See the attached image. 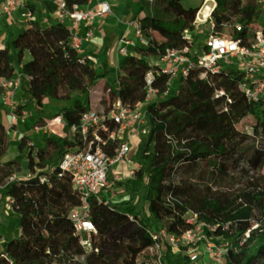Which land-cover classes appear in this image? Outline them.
I'll return each instance as SVG.
<instances>
[{
    "label": "trees",
    "instance_id": "1",
    "mask_svg": "<svg viewBox=\"0 0 264 264\" xmlns=\"http://www.w3.org/2000/svg\"><path fill=\"white\" fill-rule=\"evenodd\" d=\"M88 1L65 0L69 9ZM214 1L219 35L248 37L263 15L259 0ZM201 3L152 0L150 7H142L138 18L148 44L123 58L117 88L106 79L107 65L98 72L90 57L69 44V28L59 22L44 26L30 20L10 46H0V75L10 76L18 62L27 77L26 96L38 107L46 98L71 101L55 111L68 126L78 121L86 107L81 96L96 83L101 90L96 107L107 109L114 97L135 106L146 97V73L157 68L155 61L167 48L182 44L184 30L194 29ZM27 52L31 57L25 60ZM242 77L233 65L215 73L196 65L169 85L168 75L155 77L152 85L159 91L147 105L149 131L133 156L139 166L133 177L118 182L127 198L89 199L96 230L88 250L68 215L80 195L69 176L54 167L70 139L47 136L36 145L21 136L15 156L0 157V205L12 199L19 227L17 236L5 237L0 264H159L154 240L128 217H139L136 200L142 192L154 227L178 233L204 221L214 226L212 231L202 227L207 236L228 243L223 264H264V185L258 176L264 177V97L248 101L239 88ZM33 124L45 123L38 117ZM9 138L0 122V155ZM190 211L197 213L194 223L186 221ZM3 234L0 224V238ZM189 263V257L182 259L181 264Z\"/></svg>",
    "mask_w": 264,
    "mask_h": 264
},
{
    "label": "built area",
    "instance_id": "2",
    "mask_svg": "<svg viewBox=\"0 0 264 264\" xmlns=\"http://www.w3.org/2000/svg\"><path fill=\"white\" fill-rule=\"evenodd\" d=\"M55 1L56 22L69 28V44L82 54V43L92 35V30L88 29L85 35H81L73 31V27L81 21H92L109 15L112 12L109 1L98 0L92 7L74 4L71 9L67 7L65 0ZM205 1H202L197 14ZM259 1L264 15V0ZM212 2L214 8L215 2ZM17 9L23 10L22 16L25 19L31 17L30 10L24 8L22 0H5L1 13L5 14ZM202 18L201 23H193V30H184L180 46L167 48L155 61L158 64L157 68L146 73V97L140 103L132 106L119 97H114L107 109L98 108L96 105L101 91L99 83H96L85 95L81 96L86 107L78 121L69 126L70 142L57 158L54 167L58 168L59 175L69 176L73 188L80 195V203L72 206L68 215L72 225L82 234L81 244L86 250L91 247V232L96 230L90 216L89 199L95 197L109 203L115 196L117 190L115 185L121 181L120 172L117 171L116 166L131 159L130 154L134 150L133 136L138 132L147 134L149 131L147 105L155 100L159 91L152 85L156 76L168 75L167 84L169 85L174 80L186 77L196 65L204 66L213 73L218 72L222 67L233 65L243 74L239 81V88L248 101H257L264 97V21L259 28L253 30L250 36L231 38L229 35H219L214 32L212 11L209 15L203 11ZM207 23L209 29L202 30L201 26ZM132 27L136 39L135 45H147L148 36L143 31L138 17L132 20ZM236 29L242 31L243 26L237 25ZM198 30H200V34H196ZM120 42L130 43L129 40L123 39ZM119 49L126 51V45H121ZM100 81H103V78ZM20 88L21 77L19 74L0 75V103L10 110L12 123H15L19 116L16 111L15 96ZM163 93L167 95L169 90L166 89ZM51 122L57 125L64 123L59 115L54 116ZM38 131L39 127L34 126L31 132L35 135ZM138 166L139 164L135 162L131 168H128V178L134 176ZM15 177L16 174H13L10 179ZM6 203L16 213L12 206V199L8 197ZM128 217L135 221L136 227L143 228L154 240L158 250L159 264H170L168 258L164 259L165 254L170 257V254L188 253L189 245L206 242V233L199 234L203 230V226L208 227L211 231L214 229V226L199 221L195 227L186 231L168 232L163 226L156 228L151 224L148 225L141 217L134 219L132 214H128ZM197 217L196 212L190 211L186 221L194 223ZM3 240L5 239L1 237L0 252L5 256ZM224 244L226 247L228 243ZM214 247L217 250L211 251L210 255L215 260L223 257L225 249L222 250L215 245ZM208 248L210 249V247ZM188 256L191 263H195L199 258L196 253H188ZM181 262L182 260H177L175 263L181 264Z\"/></svg>",
    "mask_w": 264,
    "mask_h": 264
},
{
    "label": "crops",
    "instance_id": "3",
    "mask_svg": "<svg viewBox=\"0 0 264 264\" xmlns=\"http://www.w3.org/2000/svg\"><path fill=\"white\" fill-rule=\"evenodd\" d=\"M5 0H0V46H10L12 38L21 30L25 29L28 26L30 20H36L41 25H48L56 23L57 17L55 13L56 1L55 0H22L24 8H27L31 12V17L25 19L22 16V9H17L9 13H1L2 6ZM112 12L105 16L100 17L92 21H81L73 27V31L78 32L81 35H85L88 29L92 30V35L83 41V55L90 57L92 64L97 68L98 72L102 71V66L107 65L110 73L115 72L114 81L119 70V64L122 61V58L135 52V37L132 27V20L139 16L142 11V7H150L151 1L149 0H108ZM214 1V0H212ZM98 0H89L86 4L82 6L92 7ZM215 2V1H214ZM121 39L129 40L130 43L125 44L120 42ZM121 45H126V51H120L119 47ZM126 53V54H125ZM31 57L30 53H26L24 59L27 60ZM21 65L16 62L15 70H20ZM15 70L12 73H15ZM23 74V73H22ZM25 76V75H24ZM107 79V77H106ZM108 80V79H107ZM109 81V80H108ZM110 82V81H109ZM27 85V77L25 80H21L22 86L25 89ZM20 92V91H19ZM71 105V101H63L46 98L44 100V106L40 107L41 110H45L46 113H49L50 110L58 109ZM25 113V112H24ZM4 117L0 115V122L8 128L9 130V144L5 149H8L3 155H0L1 160H7L15 156L17 153L16 150H13V147L17 149L19 140L21 136L27 135L36 145H43L45 137L51 136L52 128L50 125L55 126V129L59 130L61 126L51 122V120L46 119L45 114L38 113L34 118L33 122L38 118L41 119L45 124L34 125L31 122L30 126L26 128L23 125L11 122L10 116L7 117L8 124H5ZM26 123H29L26 120ZM15 128H12L14 127ZM34 126L39 127L37 134H32V128ZM51 132V133H49ZM14 143V144H13ZM4 149V150H5ZM3 152V151H2ZM1 152V153H2ZM9 156V157H8ZM6 157V158H3Z\"/></svg>",
    "mask_w": 264,
    "mask_h": 264
},
{
    "label": "rangeland",
    "instance_id": "4",
    "mask_svg": "<svg viewBox=\"0 0 264 264\" xmlns=\"http://www.w3.org/2000/svg\"><path fill=\"white\" fill-rule=\"evenodd\" d=\"M201 0H184V4L185 5H189V4H200ZM141 12V11H139ZM264 21V15H262L259 19V21L254 25V28H259L261 26V24ZM202 27V30L204 29H209V25L204 24ZM201 27L199 28L201 30ZM200 30H198V32H196V34H200ZM126 54V53H125ZM123 60V58H122ZM16 74H19L21 77V80L23 82V80H25V76L24 74H22V72H20L18 69L15 70ZM114 77H115V72L109 73V75L107 76V79L110 81L111 84L115 85V87L117 88V85L114 81ZM15 101L17 103V108L18 109V105H22V108H20L21 112L18 113V119H17V123L23 125V127H27L30 126L31 122H33L34 118L38 115V113H43L46 115L45 118L52 120V118L55 116V111H57V109H53L50 110L49 113H46L45 110H41L40 107H38L34 101L30 98H28L26 96V93L24 91V88L22 86V89H20V92H18V94L15 96ZM17 111V110H16ZM25 112V113H24ZM0 115L4 117V122L5 124H8V118L10 116V110H8L6 107L2 106L0 103ZM44 120V118H41ZM26 120L29 123H26ZM53 125V124H52ZM50 125V127L52 128V134H50L52 137H58V136H65L67 137V139H71V133H70V129L69 126L65 123L58 125L61 126V128L59 130L55 129V126ZM55 125V124H54ZM16 125H14L15 128ZM148 128V127H147ZM51 133V132H49ZM145 134L138 132L136 133L133 138H132V144L134 145V150L131 152V159L129 161H127L126 163H119L116 164L118 166H116V169L118 172H120V179L121 181H125L126 179H128L127 176V170L128 168H131L135 162L138 163L137 161L132 160L133 156H134V152L138 146V142L141 139V137H143ZM46 138V137H45ZM14 144V143H13ZM8 149L3 150V152L1 153V155H3ZM13 150L17 149L15 147H13ZM9 157V156H8ZM6 158V157H3ZM25 165V161L23 162V166ZM25 167V166H24ZM259 178V182L261 185H264V177L260 176L258 174ZM115 187L117 188V190L115 191V196L112 198V201L115 200H120V199H125L127 198V191L124 188L123 185H120L118 182L116 183ZM238 188V187H237ZM136 209L137 211H139V217H141L146 223L151 224L152 226H156L155 224V219L152 217V215L149 213L148 210V203L144 198V193L142 192L137 200H136ZM0 224H2L4 226V234L2 236V238L5 239L6 236H17L19 233V227H18V221H17V215L16 213L12 210V208L8 205L2 204L0 205ZM201 233H205L203 230H201L199 232V234ZM216 237L213 236H207V241L203 242V243H194L189 245V252L188 253H196L198 255V260L195 263H189V264H223V257L215 260L213 258L212 255H210L211 251H215L217 250L215 246L220 247V249L224 250L225 244L224 242H217ZM4 241V240H3ZM211 246H209V245ZM1 245V244H0ZM255 245L251 244V248H253ZM210 247V249L208 248ZM188 253L186 252H181L180 254H170V257H168V261L170 264H174L177 260H182V259H187ZM188 256V257H187Z\"/></svg>",
    "mask_w": 264,
    "mask_h": 264
},
{
    "label": "bare ground",
    "instance_id": "5",
    "mask_svg": "<svg viewBox=\"0 0 264 264\" xmlns=\"http://www.w3.org/2000/svg\"><path fill=\"white\" fill-rule=\"evenodd\" d=\"M213 10V2L212 0H206L204 5L202 6V9L200 10V12L197 14L194 22L195 24H199L201 23L203 20L202 18V12L204 11L206 13V15H209L211 13V11Z\"/></svg>",
    "mask_w": 264,
    "mask_h": 264
}]
</instances>
